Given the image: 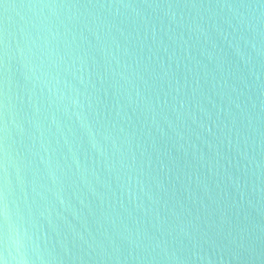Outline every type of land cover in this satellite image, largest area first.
<instances>
[{
	"label": "water",
	"instance_id": "obj_1",
	"mask_svg": "<svg viewBox=\"0 0 264 264\" xmlns=\"http://www.w3.org/2000/svg\"><path fill=\"white\" fill-rule=\"evenodd\" d=\"M3 264H264V0H0Z\"/></svg>",
	"mask_w": 264,
	"mask_h": 264
},
{
	"label": "snow or ice",
	"instance_id": "obj_2",
	"mask_svg": "<svg viewBox=\"0 0 264 264\" xmlns=\"http://www.w3.org/2000/svg\"><path fill=\"white\" fill-rule=\"evenodd\" d=\"M0 264H3V261H0Z\"/></svg>",
	"mask_w": 264,
	"mask_h": 264
}]
</instances>
